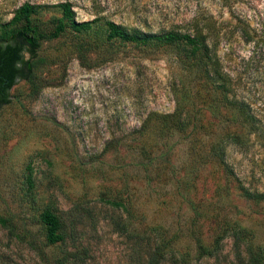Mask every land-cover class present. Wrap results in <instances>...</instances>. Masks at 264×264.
<instances>
[{"label":"rangeland","instance_id":"1","mask_svg":"<svg viewBox=\"0 0 264 264\" xmlns=\"http://www.w3.org/2000/svg\"><path fill=\"white\" fill-rule=\"evenodd\" d=\"M63 1L89 29L42 39V87L17 80L0 107V264L66 252L68 264H146L159 237L190 264H246L230 236L195 260L190 233L210 244L236 222L264 246V0H0V31L27 2L48 34ZM107 21L198 24L214 57L196 66L175 45L108 40ZM44 209L61 241H45Z\"/></svg>","mask_w":264,"mask_h":264},{"label":"trees","instance_id":"2","mask_svg":"<svg viewBox=\"0 0 264 264\" xmlns=\"http://www.w3.org/2000/svg\"><path fill=\"white\" fill-rule=\"evenodd\" d=\"M60 16L55 20L53 31L48 34H36L30 20V13L36 5L27 2L17 7L12 17L5 22L0 31V107L10 102L9 90L17 80H25L29 86V93L36 95L42 87L40 80L35 76V69L44 61L36 57L40 41L58 36L65 28L73 31L89 29L91 20L77 21L74 11L68 1L58 4ZM106 38L108 40L120 39L124 42L131 41L139 44L155 42L156 44H169L181 48L185 56L191 60L192 65H200L202 59L209 62L214 57L206 41V35L198 24L185 31L169 28L158 32L141 30L138 27H125L112 21L106 22ZM24 53H28L25 57ZM205 60V61H206ZM210 64V63H209ZM45 241L48 244L61 241V223L58 217L49 209H44L39 214ZM0 223L6 225L7 220L0 217ZM191 238L194 243V259L201 260L215 256L220 249V242L225 236L233 240V256L237 262L242 259L246 264H264V246L253 241L249 229L239 223L224 225L210 244H205L200 235L192 230ZM176 233L171 240L176 242ZM168 239L159 237L145 258L146 264H159L169 255L171 264H190V259L185 252H180L175 246L169 244ZM168 249L165 250V247ZM74 252H66L55 260V264H68L74 258Z\"/></svg>","mask_w":264,"mask_h":264}]
</instances>
